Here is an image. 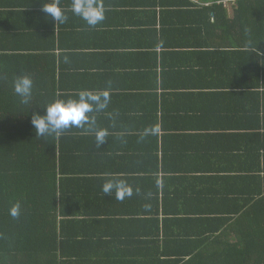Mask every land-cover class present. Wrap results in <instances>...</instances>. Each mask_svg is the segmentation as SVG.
Masks as SVG:
<instances>
[{
	"label": "crops",
	"instance_id": "obj_1",
	"mask_svg": "<svg viewBox=\"0 0 264 264\" xmlns=\"http://www.w3.org/2000/svg\"><path fill=\"white\" fill-rule=\"evenodd\" d=\"M24 2L34 3L24 18L38 30L17 34L16 48L37 55L41 45L52 54L42 62L48 87L59 88L62 100L84 89L110 92L108 107L90 114L108 132L100 147L87 126L59 133L66 136L59 198L76 220L66 224L68 237L76 236L71 247L99 239L89 243L98 249L90 257L96 264L153 263L168 244L178 246L176 234L187 240L182 246L206 247L200 240L209 236L211 244L213 217L257 211L264 34L259 19L241 10L258 2L103 0L105 19L90 27L72 13V0H61L68 19L53 37L45 0ZM0 25L11 28L17 18L0 8ZM112 178L125 180L132 195H104Z\"/></svg>",
	"mask_w": 264,
	"mask_h": 264
},
{
	"label": "trees",
	"instance_id": "obj_2",
	"mask_svg": "<svg viewBox=\"0 0 264 264\" xmlns=\"http://www.w3.org/2000/svg\"><path fill=\"white\" fill-rule=\"evenodd\" d=\"M21 1L0 0L2 11L17 18V25L11 28L0 25V264H96L90 257L98 249L89 243L99 239L92 238L81 248H73L71 242L76 236L70 239L66 232V224L76 222L63 211L59 198V180L65 171L58 166L59 146L66 136L53 133L36 137L31 123L32 113L43 114V107L61 99V90L49 88L44 80L49 73L42 62L52 55L43 52L46 47L36 46L40 51L37 55L19 53L16 48L17 34L38 30L36 22L24 18L31 14L29 6L34 3ZM238 1L240 5L258 2L257 8L247 6L241 11H251L253 19H259V32L264 34V0ZM58 26L53 25L49 36H54ZM247 26L251 28L250 23ZM21 75L33 80L29 104L21 103L13 91V81ZM16 202L21 205V214L13 218L9 209ZM254 203L257 211H242L240 215V211H234L236 218L213 217L208 227L211 244L207 235L206 240H200L206 247L182 246L187 240L176 234L178 246L173 249L168 244L163 258L156 254V262L147 264H264V198ZM152 250L149 248V252Z\"/></svg>",
	"mask_w": 264,
	"mask_h": 264
},
{
	"label": "clouds",
	"instance_id": "obj_3",
	"mask_svg": "<svg viewBox=\"0 0 264 264\" xmlns=\"http://www.w3.org/2000/svg\"><path fill=\"white\" fill-rule=\"evenodd\" d=\"M42 11L46 17L50 16L55 24H63L68 16L60 6V0H45L42 2ZM71 11L80 17L88 26L95 27L105 19V7L103 0H72ZM13 91L20 97L21 103L29 104L33 93V80L26 75L17 76L13 81ZM110 102V92L107 89L93 91L80 90L77 98L67 100L57 99L45 107L43 114L32 113L31 123L36 137H45L49 134H59L70 127L85 128L94 131L96 146L104 143L108 132L106 129L96 127V117L90 115L103 111ZM148 131V130H146ZM104 195L115 192L116 199L123 200L125 196L132 195V189L123 179L112 178L102 185ZM9 214L13 218L21 214V205L16 202Z\"/></svg>",
	"mask_w": 264,
	"mask_h": 264
},
{
	"label": "built area",
	"instance_id": "obj_4",
	"mask_svg": "<svg viewBox=\"0 0 264 264\" xmlns=\"http://www.w3.org/2000/svg\"><path fill=\"white\" fill-rule=\"evenodd\" d=\"M235 1H238V0H235Z\"/></svg>",
	"mask_w": 264,
	"mask_h": 264
}]
</instances>
